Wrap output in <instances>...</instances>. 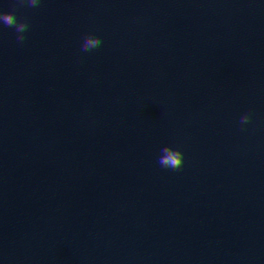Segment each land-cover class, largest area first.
I'll use <instances>...</instances> for the list:
<instances>
[{
	"label": "clouds",
	"instance_id": "1",
	"mask_svg": "<svg viewBox=\"0 0 264 264\" xmlns=\"http://www.w3.org/2000/svg\"><path fill=\"white\" fill-rule=\"evenodd\" d=\"M21 6L37 8L41 4V0H19ZM0 25L8 28H13L16 33V40L23 44L27 40L26 33L30 29V23L26 19H21L16 11L4 12L0 11ZM104 43L101 37L89 34L84 37L81 51L90 52L102 46ZM252 120L251 113L245 114L240 118L241 125H246ZM161 154L158 157V164L165 169L179 170L185 162L184 153L172 146H164L160 150Z\"/></svg>",
	"mask_w": 264,
	"mask_h": 264
}]
</instances>
